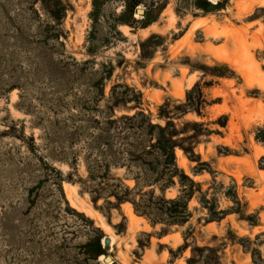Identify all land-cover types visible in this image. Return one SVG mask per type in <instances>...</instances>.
<instances>
[{"label":"rangeland","instance_id":"374dc122","mask_svg":"<svg viewBox=\"0 0 264 264\" xmlns=\"http://www.w3.org/2000/svg\"><path fill=\"white\" fill-rule=\"evenodd\" d=\"M263 127L264 0H0V264H264Z\"/></svg>","mask_w":264,"mask_h":264},{"label":"trees","instance_id":"16d2710c","mask_svg":"<svg viewBox=\"0 0 264 264\" xmlns=\"http://www.w3.org/2000/svg\"><path fill=\"white\" fill-rule=\"evenodd\" d=\"M127 120H133L134 118L133 117H125ZM131 120L129 121L130 123L129 124H132L131 123ZM144 122V120L142 119V123ZM222 125H225V124H222ZM160 128V136L158 137L157 141L153 144V149H155V147L157 148V150L161 153V155L163 154H166V161L163 163L165 168H164V171L166 172H172L173 174L171 175V181L173 176L177 175L179 173V169L177 167V164L175 163V147L177 145H179V142L174 139L173 137V133H169L167 134L166 133V127H162V126H159ZM258 139L261 140L263 143H264V127L262 129H260V132L258 134ZM148 153H150V151H148ZM161 159L158 161H156V164L152 163V164H149L150 166V171L152 172H155V167H157L158 163L161 164ZM126 191H131L130 188L126 187ZM190 194V193H189ZM190 195H194V194H190ZM191 197V196H189ZM123 198V199H122ZM118 199L120 201L122 200H129L128 198H126L125 196H120L118 197ZM132 201V200H131ZM164 203H168L170 204V206H166L169 211H168V214L169 216L171 217H177L181 214V209L180 208H184V206L180 204L179 200H177V198H174V199H163L162 200ZM134 202V201H132ZM135 205V204H134ZM162 203L161 201L159 202V206H161ZM185 205V204H184ZM135 208L137 209V206L135 205ZM163 208H165V205H163Z\"/></svg>","mask_w":264,"mask_h":264},{"label":"water","instance_id":"95a60500","mask_svg":"<svg viewBox=\"0 0 264 264\" xmlns=\"http://www.w3.org/2000/svg\"><path fill=\"white\" fill-rule=\"evenodd\" d=\"M106 259L109 260V259H111V258H110V257H107Z\"/></svg>","mask_w":264,"mask_h":264}]
</instances>
